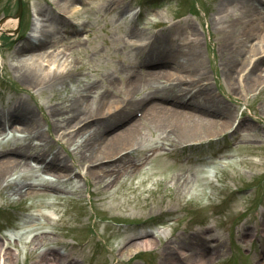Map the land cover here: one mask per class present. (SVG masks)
Listing matches in <instances>:
<instances>
[{
    "label": "rangeland",
    "instance_id": "1",
    "mask_svg": "<svg viewBox=\"0 0 264 264\" xmlns=\"http://www.w3.org/2000/svg\"><path fill=\"white\" fill-rule=\"evenodd\" d=\"M83 1L86 6L77 5L76 15L66 17L71 25L68 21L53 25L52 31L58 28V33L48 51H64L84 83H96L112 93L109 98L120 101L129 80L143 77L136 97L155 101L163 93L159 90L170 84L144 81L145 72L162 67L145 66L125 34L131 27L147 36L179 30L182 37L199 38L207 83L218 105L227 108L221 115L231 114V128L191 146L162 142L157 126L135 109L132 117L141 121L143 129L140 153L133 156L140 160L139 170L110 188L95 184L87 176V164L51 127L48 107L66 93L64 89H29L13 72L17 62L10 56L17 38L31 34L36 9L57 8L50 0H21L17 24L0 33V110L19 97L26 100L42 122L45 136L34 144L57 153L76 176L60 184L61 191L48 194L39 188L20 197L0 189V239L3 252L9 246L13 254L5 264H36L37 256L49 248L59 250L65 264H178L177 254L188 256L187 262L205 256L206 264H228L230 259L232 264H264V85L234 86L225 77L218 50L221 33L211 21L221 0H123L128 11L124 17L110 11V0ZM17 9L18 0H0V21L15 19ZM81 26L86 28L81 36L66 35ZM172 72L188 80L187 73ZM127 126L122 125V130ZM40 168L41 162L30 160L12 178L55 182ZM181 176L186 182L177 190ZM26 218L33 220L24 224ZM142 233H151L154 244L136 251Z\"/></svg>",
    "mask_w": 264,
    "mask_h": 264
},
{
    "label": "bare ground",
    "instance_id": "2",
    "mask_svg": "<svg viewBox=\"0 0 264 264\" xmlns=\"http://www.w3.org/2000/svg\"><path fill=\"white\" fill-rule=\"evenodd\" d=\"M82 2L84 1L50 0L58 9L46 6V12L37 8L31 34L22 40L17 38L14 55L10 57L17 62L13 72L27 88L39 92L42 89H64L66 93L48 107L51 127L60 141L69 145L72 154L87 164V176H91L95 184L106 183L105 187L110 188L122 177L139 170L140 160L133 158L140 153L143 129L139 126L141 121H135L132 117L135 109L142 110L144 118L147 117L150 123L157 126L162 142L191 146L202 138L214 136L219 131L224 133L231 128V114H228V118L221 115L227 108L218 105L219 100H216L207 83L201 42L196 36L193 39L185 38L179 31L171 32L170 29L147 36L137 27L128 29L126 41L129 43L131 40L134 49L142 55V63L145 66L162 67L145 72L144 81L153 79L170 84L168 88L159 90H163V93L158 94L155 101L146 99V96L136 97L141 90L143 77L129 80L127 91L122 93L120 101L109 98L112 93L102 90L96 83H84L74 70V63L64 58V51H48L50 47H54L53 39L58 33V28L52 31L53 25L69 22L66 17L76 15L77 5ZM262 4L263 0H221L211 18L214 28L221 33L222 41L218 50L223 57L221 64L224 75L234 86L240 83H247L248 88L264 85ZM109 5L111 12H117L122 17L128 12L123 0H110ZM16 18L0 21V33L11 31L17 24ZM164 40L165 46L162 45ZM172 71L187 73L188 80H183ZM132 119L134 122H131ZM124 124L128 126L122 130ZM237 130L238 126L235 131ZM9 132L13 136L0 148V189L5 188L10 195L20 197L34 194L39 188L46 194L61 191L60 184L72 179L71 169L57 153L52 154L51 150L34 144L35 140H44L42 122L23 98H17L12 106L0 110V136L6 137ZM18 132L23 133L24 142L15 136ZM30 159L41 162L39 172L52 175L55 182L49 183L42 179L41 183H33L27 179H13V172L29 166ZM79 176L83 175L78 174ZM177 180L176 189H182L186 179L181 176ZM32 220L26 218L24 224ZM36 235L38 234L34 238ZM40 235L47 238L45 232ZM151 237V233L140 234L137 238L140 243L135 250L151 249L154 244ZM1 240L0 264H5L13 254L9 246L3 252L5 244ZM177 255L178 260L174 258V261L178 264H206L203 261L207 259L205 256L187 262L188 256ZM59 261L62 264L65 257L59 250L49 248L37 256L35 263L59 264Z\"/></svg>",
    "mask_w": 264,
    "mask_h": 264
},
{
    "label": "water",
    "instance_id": "3",
    "mask_svg": "<svg viewBox=\"0 0 264 264\" xmlns=\"http://www.w3.org/2000/svg\"><path fill=\"white\" fill-rule=\"evenodd\" d=\"M20 9H21V5H20Z\"/></svg>",
    "mask_w": 264,
    "mask_h": 264
}]
</instances>
